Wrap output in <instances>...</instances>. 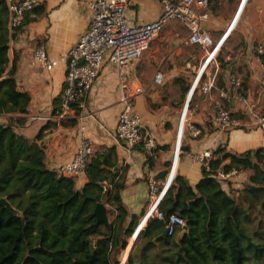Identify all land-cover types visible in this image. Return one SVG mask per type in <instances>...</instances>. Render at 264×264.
I'll list each match as a JSON object with an SVG mask.
<instances>
[{"label":"crops","instance_id":"crops-1","mask_svg":"<svg viewBox=\"0 0 264 264\" xmlns=\"http://www.w3.org/2000/svg\"><path fill=\"white\" fill-rule=\"evenodd\" d=\"M86 1L40 0L16 29V37L8 42L10 60L7 69L16 54L18 87L27 91L31 99L26 113L0 114V123H7L9 118H22L25 121L16 129L34 138L44 124L53 122L39 139L44 145L49 168L57 169L72 158L82 132L91 138L94 151L113 147L115 169L125 182L121 191L123 203L130 214H139L140 221L149 206L148 182L160 170L172 165L174 174L185 176L190 185L195 186L203 174L201 163L192 154L214 150L218 145L235 153L264 146V130L240 111L235 101L225 102L232 125L220 130L214 120V99L219 96L220 88L229 87L232 74L244 82L245 95L264 113V88L259 82L262 58L257 51L259 45H264V0H246L244 3L243 0H210L211 16L205 28L215 41L224 36L220 54L232 61L231 71L224 72L225 85H219L216 78L210 90H204L202 86L194 90L188 100L183 125L182 113L195 74L192 66L201 56L199 46L188 41L187 28L176 19L167 21L143 53L142 60L128 68L135 71L146 87V91L135 98L134 109L142 118L143 133L151 134L157 144L158 156L151 162L147 161V153L141 145L127 148L107 132L115 127L122 107L118 72L112 64H105L99 72L85 97V109H75L67 118L55 117L66 72L64 56L89 23ZM160 13L159 0H126V15L131 23L153 20ZM40 44L44 45L48 59L57 61L51 69L34 60V48ZM157 69L164 73L162 84L152 83ZM187 121L201 128L199 136L189 134L185 127ZM178 143L182 150L175 160ZM248 178L249 171H240L236 177L240 186L225 181L220 183L222 188L229 190L242 187ZM75 180L81 187L86 181L85 173ZM115 214L114 206L107 207L108 220ZM135 240L136 237L131 238V235L127 237V246L119 257L121 264H126L129 253L135 252Z\"/></svg>","mask_w":264,"mask_h":264},{"label":"trees","instance_id":"trees-1","mask_svg":"<svg viewBox=\"0 0 264 264\" xmlns=\"http://www.w3.org/2000/svg\"><path fill=\"white\" fill-rule=\"evenodd\" d=\"M8 21L6 0H0V114H22L31 98L18 87L16 54L7 69L8 42L16 37ZM219 59L217 83L222 86L232 61L221 54ZM244 86L240 82L242 94ZM24 121L0 123V197L19 210L16 214L0 204V264H119L139 214H130L123 203L125 182L115 169V149L94 151L84 168L86 181L78 187L76 177L46 164L39 139L53 122L29 138L16 129ZM212 152L211 170L202 167L195 186L175 174L159 202L166 216L179 214L187 228L161 235L165 221L150 217L126 264H264V146L235 153L218 145ZM152 159L147 156L148 162ZM220 167L249 171L248 181L226 190L215 176ZM99 201L116 210L106 223L97 224L93 214Z\"/></svg>","mask_w":264,"mask_h":264},{"label":"built area","instance_id":"built-area-1","mask_svg":"<svg viewBox=\"0 0 264 264\" xmlns=\"http://www.w3.org/2000/svg\"><path fill=\"white\" fill-rule=\"evenodd\" d=\"M159 1L161 4L160 15L153 20L139 23H131L127 18L126 0L86 1L89 10V23L64 56L66 72L60 94V108L55 114L57 118H67L73 110L85 109V97L99 72L105 64H112L118 72V84L121 92L119 101L122 107L117 115L115 127L107 132L117 143L127 148L141 144L147 156L149 155L153 159L158 156L156 141L151 134L143 133L142 118L134 109L135 98L143 94L146 87L135 71L128 68H133L142 60L143 53L149 48L151 41L159 34L167 21L176 19L187 28L188 41L199 46L201 56L192 66L195 74L182 113L183 125L188 100L196 87L199 85L204 90H210L215 85L220 67V48L224 39L223 36L220 40L215 41L209 30L205 28V24L211 16L210 0ZM245 1L243 0V3ZM39 2L40 0H6L9 13L8 24L12 32L16 31L25 20L27 13L31 12ZM257 51L259 54L264 53V45H259ZM33 57L37 64L46 69H51L57 62L48 59L43 44L34 48ZM260 64L259 82L264 88V60L261 59ZM164 77V73L157 69L153 75L152 83L162 84ZM229 82V87L220 88L219 96L214 99V120L217 127L220 130H225L232 125L231 113L225 102L233 100L239 105L242 112L250 116L257 127L264 130V113L257 109L254 101L239 91L240 81L234 74L230 75ZM193 109L192 106L191 110ZM185 127L192 137H197L201 133V128L190 121H187ZM181 150L178 143L175 160ZM93 153L94 146L91 138L82 132L72 158L58 166V172L66 176H79L84 172L86 163ZM213 156L210 149L192 154V157L208 171L211 170L209 160ZM167 168L169 171L163 180L150 178L148 182L149 206L131 234L133 238L152 216L165 221L168 234H173L177 228L185 225V220L179 214L170 213L166 216L159 209V202L175 175L174 166L170 165ZM239 174L240 171L235 168L224 170L220 167L216 170L215 176L227 184L240 186L236 179ZM104 186L106 188L107 185ZM103 203L106 208L109 207L107 203Z\"/></svg>","mask_w":264,"mask_h":264},{"label":"water","instance_id":"water-1","mask_svg":"<svg viewBox=\"0 0 264 264\" xmlns=\"http://www.w3.org/2000/svg\"><path fill=\"white\" fill-rule=\"evenodd\" d=\"M168 168L162 169L159 172H157L153 178L155 180H163L168 173ZM0 204L5 205L9 210H11L13 213L18 214L19 210L14 208L10 202L5 197H0ZM93 214L96 216V223L99 224L101 222H108V215H107V208L105 207V204L101 201L97 202L93 208ZM184 229L187 228L186 225L183 226ZM167 233L166 228L163 230L161 235H165Z\"/></svg>","mask_w":264,"mask_h":264},{"label":"rangeland","instance_id":"rangeland-1","mask_svg":"<svg viewBox=\"0 0 264 264\" xmlns=\"http://www.w3.org/2000/svg\"><path fill=\"white\" fill-rule=\"evenodd\" d=\"M190 84H191V82H190ZM199 86V85H198ZM198 86L196 87V88H198Z\"/></svg>","mask_w":264,"mask_h":264}]
</instances>
